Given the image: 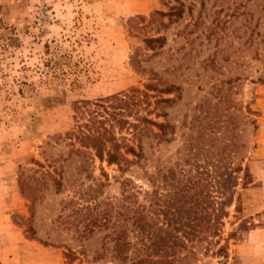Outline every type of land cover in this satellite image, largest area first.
<instances>
[{
	"label": "rangeland",
	"instance_id": "374dc122",
	"mask_svg": "<svg viewBox=\"0 0 264 264\" xmlns=\"http://www.w3.org/2000/svg\"><path fill=\"white\" fill-rule=\"evenodd\" d=\"M182 1L181 17L155 16L139 30L129 19L166 11L159 0H0V264H99L76 250L98 247L111 227L78 236L83 220L73 210L114 202L119 172L96 159L82 163L63 133L74 101L151 78L171 86L156 119L166 126L160 139L144 140L150 179L124 176L162 193L190 177L213 194L215 163L222 186L231 167L246 166L251 182L241 185L242 171L235 173L223 218V236L235 231L227 262L264 264V0ZM149 34L164 36L155 53L143 49ZM133 53L145 71L131 64ZM241 220L245 229H237Z\"/></svg>",
	"mask_w": 264,
	"mask_h": 264
},
{
	"label": "trees",
	"instance_id": "16d2710c",
	"mask_svg": "<svg viewBox=\"0 0 264 264\" xmlns=\"http://www.w3.org/2000/svg\"><path fill=\"white\" fill-rule=\"evenodd\" d=\"M173 1L172 4L170 0H159L166 11L154 10L148 20L137 15L129 22L142 23L136 28L140 30L155 16L181 17L184 3L182 0ZM141 40L143 49L155 53L162 46L164 36L149 34ZM130 59L137 71H145L136 53ZM152 79L141 84L142 87L131 86L105 96L73 102L72 124L63 133L71 153L84 157L82 163L96 159L107 166L114 165L119 172L115 177L119 195L114 202L99 203L104 205L102 209H98L96 203L80 206L82 208L76 206L73 210L80 221L83 220L81 228H76L78 236H88L95 228L111 227V232L101 236L98 247L91 248V244L85 242L78 245L76 252L87 262L99 264H212L203 262L204 256L214 259V264H232L227 262V239L235 231L223 236V218L228 215L226 208L232 199L235 173L242 171L241 185L251 182L246 166L231 167L227 174L229 185L222 186L216 175L219 163H215L213 194L203 190L205 185L202 182L190 177L183 181L175 178L171 190L164 193L159 191L160 186L149 191L133 178L150 179L146 169V163L150 162L144 155V140L148 136L162 137L166 123L156 119L165 115L161 110L162 103L171 101L161 96L170 92L171 86H161L159 80ZM259 80L264 81V77ZM52 171L60 175L55 166ZM125 172L135 174L133 177L124 176ZM155 174L157 182L165 179L160 166ZM48 176L53 177L50 172ZM19 180L25 193L24 189L30 187L24 188L23 177ZM112 208L114 219L110 223ZM245 228L246 222L241 220L237 229ZM68 251L72 252L69 248Z\"/></svg>",
	"mask_w": 264,
	"mask_h": 264
}]
</instances>
